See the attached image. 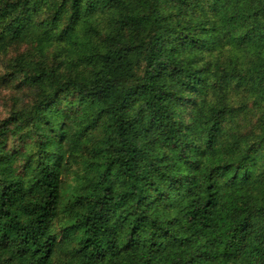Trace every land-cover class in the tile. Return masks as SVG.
Segmentation results:
<instances>
[{
  "label": "trees",
  "instance_id": "trees-1",
  "mask_svg": "<svg viewBox=\"0 0 264 264\" xmlns=\"http://www.w3.org/2000/svg\"><path fill=\"white\" fill-rule=\"evenodd\" d=\"M0 264H264V0H0Z\"/></svg>",
  "mask_w": 264,
  "mask_h": 264
},
{
  "label": "rangeland",
  "instance_id": "rangeland-1",
  "mask_svg": "<svg viewBox=\"0 0 264 264\" xmlns=\"http://www.w3.org/2000/svg\"><path fill=\"white\" fill-rule=\"evenodd\" d=\"M10 95V92H7V90H5L3 95L0 97V115L6 114L7 110L9 109L7 104Z\"/></svg>",
  "mask_w": 264,
  "mask_h": 264
}]
</instances>
